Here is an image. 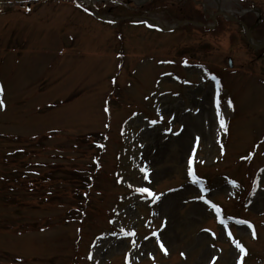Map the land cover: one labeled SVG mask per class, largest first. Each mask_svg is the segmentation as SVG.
Wrapping results in <instances>:
<instances>
[{
  "label": "rangeland",
  "instance_id": "rangeland-1",
  "mask_svg": "<svg viewBox=\"0 0 264 264\" xmlns=\"http://www.w3.org/2000/svg\"><path fill=\"white\" fill-rule=\"evenodd\" d=\"M5 2L0 264H264V51L243 28L160 31L189 19L159 0Z\"/></svg>",
  "mask_w": 264,
  "mask_h": 264
},
{
  "label": "flooded vegetation",
  "instance_id": "flooded-vegetation-1",
  "mask_svg": "<svg viewBox=\"0 0 264 264\" xmlns=\"http://www.w3.org/2000/svg\"><path fill=\"white\" fill-rule=\"evenodd\" d=\"M18 1H19V3L23 4L24 7L25 6L32 7V5H34L35 7L38 6L37 8H41V6L46 5V4L57 6V2L59 4H62V3H65L66 1L68 2L70 0H50V1L43 2V3L40 2L38 5H35L36 4L34 2L35 0H18ZM159 1H161L160 3L162 4V7H164V8L166 7V5L163 6V3L170 4L171 5V8H173L175 10V12L178 15H180V17L183 18V19L185 17V14H188V16L185 17V18L186 19H189V20L190 19L200 20L201 18H202L201 20H207V19H213V18L216 19L218 16L221 17V18H223V19H226L222 15V12L221 11H226V12L229 11V10L223 8V7H217V10L214 13H211L209 11L208 5H206L205 2L198 1V0H159ZM156 2H158V1H156ZM184 2H185V4L190 3L192 5L191 8H188L189 11H185V9L187 8V6H186V8H185V5L183 6ZM216 3H217V1H216ZM219 4H221V2ZM200 7H202V11H200ZM138 9H140V8H136L134 6V9L133 10H138ZM243 10L244 9H242L240 12H237V14L239 16H241V19L240 20L242 22H244L246 25L250 24V26H252L251 28H253L252 34L256 35L258 31H261L262 30V23H263L262 16L264 14L261 13V12H259V14H258V17H259L258 20L256 22L252 23L251 21H249L250 19L244 17V15H246L249 11H251V12H253V11L250 10V9H246V11H243Z\"/></svg>",
  "mask_w": 264,
  "mask_h": 264
},
{
  "label": "snow or ice",
  "instance_id": "snow-or-ice-1",
  "mask_svg": "<svg viewBox=\"0 0 264 264\" xmlns=\"http://www.w3.org/2000/svg\"><path fill=\"white\" fill-rule=\"evenodd\" d=\"M153 25H149V27H152ZM185 63H187V62H185ZM3 91V89H2V87H0V92H2ZM3 100H0V105H3ZM229 104L231 103L230 101L228 102ZM153 123H155V122H153ZM223 123V122H222ZM191 163H192V161H191V159L189 160V164L191 165ZM144 171L145 172H147V169H144ZM192 174V170H191V168H189V175H191ZM138 191L139 192H141V193H149L150 195H152L153 197H154V201L155 200H159V198H160V195H162V194H154V193H151L150 192V189L149 188H147V187H141V188H139L138 189ZM213 207H215V205H213ZM217 211H219V209L217 208ZM239 223H241V224H245V223H247V224H249V227H251V224H250V222H248V221H243V220H241V221H239ZM253 235H255V233L253 232ZM164 247V245L163 244H161V248H163ZM237 247L240 249V251L241 252H245L246 250L243 248V246L242 245H240L239 243H237ZM165 251H167L166 249H165ZM181 255H183V253L181 254Z\"/></svg>",
  "mask_w": 264,
  "mask_h": 264
},
{
  "label": "water",
  "instance_id": "water-1",
  "mask_svg": "<svg viewBox=\"0 0 264 264\" xmlns=\"http://www.w3.org/2000/svg\"><path fill=\"white\" fill-rule=\"evenodd\" d=\"M247 37H248L249 40L252 39L250 31L247 32ZM254 42H256V41H254ZM229 61H230V65L232 66V60L230 59Z\"/></svg>",
  "mask_w": 264,
  "mask_h": 264
},
{
  "label": "trees",
  "instance_id": "trees-1",
  "mask_svg": "<svg viewBox=\"0 0 264 264\" xmlns=\"http://www.w3.org/2000/svg\"><path fill=\"white\" fill-rule=\"evenodd\" d=\"M79 188H81V187H79ZM80 190V189H79ZM84 196V195H83ZM85 197V196H84ZM72 210H74V211H78L77 209H72Z\"/></svg>",
  "mask_w": 264,
  "mask_h": 264
}]
</instances>
